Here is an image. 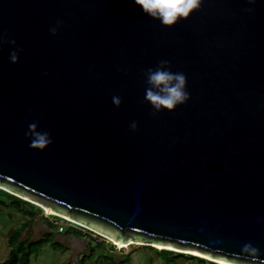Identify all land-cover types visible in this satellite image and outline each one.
Returning <instances> with one entry per match:
<instances>
[{"label":"water","instance_id":"obj_1","mask_svg":"<svg viewBox=\"0 0 264 264\" xmlns=\"http://www.w3.org/2000/svg\"><path fill=\"white\" fill-rule=\"evenodd\" d=\"M161 60L190 98L153 114ZM0 185L109 241L264 264V0L172 28L135 0H0Z\"/></svg>","mask_w":264,"mask_h":264},{"label":"clouds","instance_id":"obj_2","mask_svg":"<svg viewBox=\"0 0 264 264\" xmlns=\"http://www.w3.org/2000/svg\"><path fill=\"white\" fill-rule=\"evenodd\" d=\"M135 3L143 9L148 17L159 21L165 28H172L180 20H187L201 6V0H135ZM52 33L55 35L56 30L52 29ZM9 43L14 45L15 41H9ZM10 61L13 64L18 62L17 52L14 51L10 54ZM145 77L147 84L145 101L151 105L154 110L153 114L165 110L171 113L190 98L186 90V76L181 72L170 71V64L166 60H161L155 69L148 68ZM112 102L116 107L121 105V99L117 96H113ZM28 128L29 131L25 135L30 137V148L43 150L52 143L50 133L39 131L36 123L30 124ZM130 128L132 131H136L137 124L133 122ZM112 245L116 246L114 243ZM242 251L251 253L253 257L258 254V250L250 244L245 245Z\"/></svg>","mask_w":264,"mask_h":264},{"label":"rangeland","instance_id":"obj_3","mask_svg":"<svg viewBox=\"0 0 264 264\" xmlns=\"http://www.w3.org/2000/svg\"><path fill=\"white\" fill-rule=\"evenodd\" d=\"M0 189L5 190L7 188L0 185ZM6 191H8L12 195H16L14 192H11L9 189H7ZM18 197L23 198L21 196H18ZM4 198L5 196H2V194H0V200L4 201ZM6 200L8 201L7 198H5V201ZM35 207H38V206L35 205ZM49 215L50 214H47L46 211L43 209L41 211V214L36 216L35 220L39 222L41 221L40 216H45L47 220L43 219V221L52 222L53 217H49ZM26 221H29V218H24L23 215L16 210L15 206L14 207L8 206V204L7 206L6 205L3 206L0 203V262L8 259L10 248L8 246L7 240H8L9 234L14 233L15 231H22L23 223ZM72 227H74L75 229H78L79 231H82L81 233H83V237L87 240L88 239L91 240L92 243L96 244V243H100L101 241H103V238H101L102 236L101 237L96 236V235L94 236V234L87 231L85 227L82 228V226H77L74 223H71V221L69 222V220L68 221L57 220L56 225L54 224L51 225V230L52 232L54 231L55 234L47 238L48 239L47 243L43 244L41 247L37 246V248L39 249L36 250L31 255L29 264H73V261L68 259L69 256L71 257L70 253L68 254V252L61 249L62 245H59L61 247H56L52 245V243L56 240V235H58L59 232L63 233V231L68 230L69 233H72L75 236L81 235L78 231L70 229ZM28 228L29 227L27 226L26 229L22 231L21 233L24 234L25 231L28 230ZM34 247H36V245H34ZM116 247L117 249H120V250H117V252L120 251L119 252L120 258L124 261L123 264H179L177 260L184 262V264H202L198 260H195V259L189 260L185 257H179L178 259L168 262L166 261L165 257L166 256L170 257V255L166 253L161 254L154 250H150L148 248H145L137 244H134V245L130 244L127 248H119L118 246ZM124 251L126 253H124ZM199 258H202V257H199ZM88 260L91 264H99V263L102 264L104 263L102 260L105 261L104 264H111L110 260L106 257L103 259L102 257H100L99 258L100 262H98V259L95 258V255L91 256Z\"/></svg>","mask_w":264,"mask_h":264},{"label":"trees","instance_id":"obj_4","mask_svg":"<svg viewBox=\"0 0 264 264\" xmlns=\"http://www.w3.org/2000/svg\"><path fill=\"white\" fill-rule=\"evenodd\" d=\"M0 194H2V196H5V198L8 199V201L7 200L5 201V198H4V201L0 200V203L3 206H5V205L7 206V204H8V206H12V207L15 206L16 210L18 212H20L24 218H29V221H26L23 223L22 231H24L27 226L28 227L30 226V224L32 223V219L34 217L41 214V211H42L41 208L35 207V205H33V204H31L25 200H22L21 198H19L16 195H12L9 192L4 191L2 189H0ZM49 217H53V220H52V222L45 221V223L47 224V229L51 228V225H53V224L56 225L57 220H63L62 218H59L56 215L55 216L49 215ZM40 219L41 220L42 219L47 220V218L45 216H40ZM70 229L76 230L81 235H83V233H81L82 231H79L78 229H75L74 227H72ZM22 231H15L14 233L9 234L8 243H9V247H10V252L8 255V259L0 262V264H29V260H30L31 255L36 250L39 249V248H37V246L41 247L46 242V238H39V239L34 240V241L31 240L30 238L23 240L22 236L24 234L21 233ZM66 232H68V230ZM81 235H78V236H81ZM103 241L106 242V240H104V239H103ZM105 242H102V243H105ZM34 245H36V247H34ZM143 247L148 248L150 250H154V251L161 253V254L166 253V254L170 255V257L166 256L165 258H171L172 261L175 259H178L179 257H185L189 260H191V259L198 260L202 264H216L214 262L207 261L206 259L199 258L196 256H192L189 254L185 255V254L177 253V252L170 251L167 249L157 250L151 246H146V245H143ZM84 261L85 260H82L78 264H83Z\"/></svg>","mask_w":264,"mask_h":264},{"label":"crops","instance_id":"obj_5","mask_svg":"<svg viewBox=\"0 0 264 264\" xmlns=\"http://www.w3.org/2000/svg\"><path fill=\"white\" fill-rule=\"evenodd\" d=\"M35 218L36 217L32 219V223L30 224L28 230L22 236V239L26 240L30 238L34 241L39 238H46L45 243H47V238L54 235L55 232H52L51 228L47 229V224L45 223V221H43V219L38 222L35 220ZM66 231L67 230L63 231V233H60L58 231L59 233L58 235H56V240L52 243V245L56 247H61L59 245H62L61 249L68 252V254L70 253L71 257L69 256L68 259L73 261V264H78L82 260H85L83 264H91L88 259L93 255H95L96 259H98V262H100V257H102V259L106 257L110 260L111 264H123L124 261L120 258V251L117 252V250L120 249H117V247L113 246L111 243H102L104 241H101L100 243L95 244L92 243L91 240L85 239L83 235L75 236L72 233ZM124 253L126 252L124 251ZM102 261L105 263L104 260ZM166 261L170 262L172 261V259L166 258ZM177 261L179 262V264H184V262H181L179 260Z\"/></svg>","mask_w":264,"mask_h":264},{"label":"bare ground","instance_id":"obj_6","mask_svg":"<svg viewBox=\"0 0 264 264\" xmlns=\"http://www.w3.org/2000/svg\"><path fill=\"white\" fill-rule=\"evenodd\" d=\"M5 190H7V189H5ZM24 200H26V201H28V202H30V203H32V204H34V205H36V206H38V207H40V208H42V210L44 209L45 211H46V213L47 214H50V215H56V216H59V217H61V218H63V219H65L66 221H68L69 220V222L71 221V223H75V222H73L72 220H70V219H68V218H65V217H63V216H60V215H58V214H56L54 211H53V209H51V208H48L47 206H45V205H43V204H41V203H37V202H34V201H32V200H28V199H25L24 198ZM83 228V227H82ZM115 245H117L119 248H127L130 244H132V243H121V242H115V241H112ZM154 248H156V249H168V250H173V251H176V252H179V251H177V250H174V249H170V248H164V247H157V246H153ZM183 253H187V254H191V255H193V256H196V257H202V258H205L204 256H202V255H199V254H193V253H188V252H183ZM186 255V254H185ZM207 259V258H206ZM210 260V259H209ZM211 261H213V260H211ZM214 262H216V263H218V264H226V263H222V262H218V261H214Z\"/></svg>","mask_w":264,"mask_h":264},{"label":"built area","instance_id":"obj_7","mask_svg":"<svg viewBox=\"0 0 264 264\" xmlns=\"http://www.w3.org/2000/svg\"><path fill=\"white\" fill-rule=\"evenodd\" d=\"M87 231H89V230H87ZM89 232H91V231H89ZM91 233H93V232H91ZM94 234V236L96 235V236H99L98 234H96V233H93ZM101 237V236H100ZM101 238H103V237H101ZM104 240H106V242L107 243H111L108 239H105V238H103ZM112 244H113V242H112Z\"/></svg>","mask_w":264,"mask_h":264}]
</instances>
